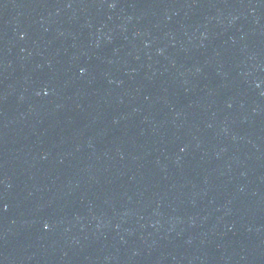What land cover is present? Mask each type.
Instances as JSON below:
<instances>
[{"label":"water","instance_id":"1","mask_svg":"<svg viewBox=\"0 0 264 264\" xmlns=\"http://www.w3.org/2000/svg\"><path fill=\"white\" fill-rule=\"evenodd\" d=\"M0 264H264V0H0Z\"/></svg>","mask_w":264,"mask_h":264}]
</instances>
